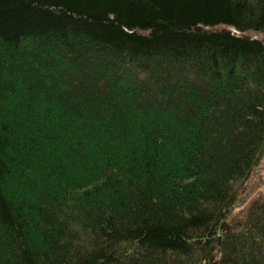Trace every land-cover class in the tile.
<instances>
[{"label": "trees", "instance_id": "16d2710c", "mask_svg": "<svg viewBox=\"0 0 264 264\" xmlns=\"http://www.w3.org/2000/svg\"><path fill=\"white\" fill-rule=\"evenodd\" d=\"M0 264H264V0H0Z\"/></svg>", "mask_w": 264, "mask_h": 264}]
</instances>
